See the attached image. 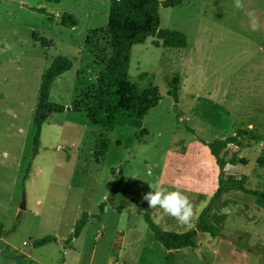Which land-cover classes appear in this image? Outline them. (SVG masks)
<instances>
[{
  "label": "rangeland",
  "instance_id": "obj_1",
  "mask_svg": "<svg viewBox=\"0 0 264 264\" xmlns=\"http://www.w3.org/2000/svg\"><path fill=\"white\" fill-rule=\"evenodd\" d=\"M110 2L0 0V222L9 232L0 239V264H169L144 214L167 231L196 228L220 172L199 139L246 132L223 153L246 163L227 165L225 172L248 189L264 190V0H238L239 7L237 0H183L160 7V28L184 33L187 47H157L154 37L133 47L130 80L145 93L142 106L151 109L141 129H105L87 116L111 55ZM65 13L77 26L61 24ZM58 56L74 64L51 89L50 100L66 110L46 114L34 156L39 87ZM176 74L178 104L169 94ZM78 97L83 111L68 109ZM149 184L184 191L194 209L190 224L150 209L143 200ZM84 213L85 228L67 243ZM212 221L225 237L199 232L196 248L174 252V264H264V207L254 196L227 193ZM45 236L56 241L33 246Z\"/></svg>",
  "mask_w": 264,
  "mask_h": 264
},
{
  "label": "trees",
  "instance_id": "obj_2",
  "mask_svg": "<svg viewBox=\"0 0 264 264\" xmlns=\"http://www.w3.org/2000/svg\"><path fill=\"white\" fill-rule=\"evenodd\" d=\"M49 3L58 4L61 0H43ZM183 0H111L109 9V20L107 33L110 37L111 55L102 70L97 88L91 94L90 104L87 108L88 120L97 126L105 129H115L116 127H132L141 129L143 121L148 114V108L142 106L145 93L136 87L130 80L129 70L131 64L132 50L135 45L144 44L147 39L154 37L157 47L182 49L187 47V37L184 33L169 29L160 28V7L172 8L181 5ZM41 13H47L44 9L38 10ZM61 24L66 27H75L78 24L77 19L71 14L65 13L60 17ZM73 61L65 56L55 58L48 69L44 72L39 87V96L36 110L33 114V123L36 127L34 139L35 156L39 152L40 137L42 125L46 114L62 113L66 110L65 106L53 103L50 100L51 89L55 80L67 71L73 68ZM146 75L143 74L141 78ZM180 76L176 74L172 80L169 94L178 104ZM87 97V96H86ZM75 112H82L84 102L82 97H78L69 107ZM186 129L194 133V130L188 125ZM246 132L239 131L238 135H244ZM238 135L230 136L224 139H216L213 142H206L199 139L200 143L206 145L212 156L215 158L219 167L218 188L213 194L209 204L202 210L196 219V228L187 232H174L163 229L149 213L144 217L148 224L153 238L159 242L168 252L167 261L174 264V252L182 249L196 248V238L199 232L207 233L212 237H222L224 234L220 228L212 221V213L218 206L223 197L231 192L238 191L256 198L259 206L264 207V190L248 189L242 179L228 177L225 172L227 165L245 164L244 160L232 158L226 160L223 153L228 147L238 142ZM127 146L133 145V140L126 142ZM32 162L29 164L25 179L28 178ZM124 185L121 179L118 189L113 195V201L120 193ZM104 204H101V214L95 216L100 218L104 211ZM122 212L123 207L117 208ZM21 215L17 217L20 220ZM89 219V215L84 213L81 219L76 223L73 234L68 238L67 243L79 238ZM16 229V225L13 230ZM9 235L0 222V239ZM55 236H45L33 242L34 247H42L55 242Z\"/></svg>",
  "mask_w": 264,
  "mask_h": 264
},
{
  "label": "clouds",
  "instance_id": "obj_3",
  "mask_svg": "<svg viewBox=\"0 0 264 264\" xmlns=\"http://www.w3.org/2000/svg\"><path fill=\"white\" fill-rule=\"evenodd\" d=\"M237 7H239L238 0ZM150 188L151 190L143 195V200L147 201L150 209L158 208L163 214L174 217L177 222L190 224L194 209L184 191L159 185L155 188L150 185Z\"/></svg>",
  "mask_w": 264,
  "mask_h": 264
},
{
  "label": "crops",
  "instance_id": "obj_4",
  "mask_svg": "<svg viewBox=\"0 0 264 264\" xmlns=\"http://www.w3.org/2000/svg\"><path fill=\"white\" fill-rule=\"evenodd\" d=\"M263 45H262V49H263V59H264V40H263ZM259 49H261V48H259ZM156 241V240H155ZM163 251H165V253H167L168 254V252L164 249V247H163Z\"/></svg>",
  "mask_w": 264,
  "mask_h": 264
},
{
  "label": "water",
  "instance_id": "obj_5",
  "mask_svg": "<svg viewBox=\"0 0 264 264\" xmlns=\"http://www.w3.org/2000/svg\"><path fill=\"white\" fill-rule=\"evenodd\" d=\"M23 209L25 208V207H22ZM198 252V254H200V252L199 251H197Z\"/></svg>",
  "mask_w": 264,
  "mask_h": 264
}]
</instances>
